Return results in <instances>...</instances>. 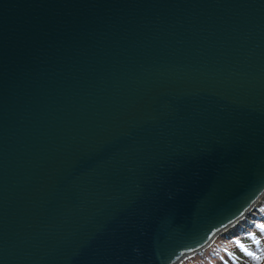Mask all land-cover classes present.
<instances>
[{"label":"water","instance_id":"95a60500","mask_svg":"<svg viewBox=\"0 0 264 264\" xmlns=\"http://www.w3.org/2000/svg\"><path fill=\"white\" fill-rule=\"evenodd\" d=\"M263 192L264 0H0V264H175Z\"/></svg>","mask_w":264,"mask_h":264},{"label":"trees","instance_id":"16d2710c","mask_svg":"<svg viewBox=\"0 0 264 264\" xmlns=\"http://www.w3.org/2000/svg\"><path fill=\"white\" fill-rule=\"evenodd\" d=\"M264 216V213L262 214ZM248 230L239 235L214 240L203 253L207 264H264V220L256 221ZM191 264H198L200 257L194 256ZM188 260V259H187ZM186 260V261H187ZM184 264V263H182Z\"/></svg>","mask_w":264,"mask_h":264},{"label":"rangeland","instance_id":"374dc122","mask_svg":"<svg viewBox=\"0 0 264 264\" xmlns=\"http://www.w3.org/2000/svg\"><path fill=\"white\" fill-rule=\"evenodd\" d=\"M263 213H264V194L261 196L259 202L256 205H254L253 208L244 216L243 223H238L237 225L232 226L229 230H225V231H222L221 233H218V235H216L208 245L197 250L194 253L187 255L178 264H182V263L191 264V261H193V259L195 258L194 256H196V255H198V257H200V258H198V259H200L198 264H207L205 262V259H204L205 257L203 256V253L210 245H212V243L214 242V240L216 238L223 237V239H226V240H223V242L229 243L227 241L229 239L228 237H234L236 235H239V233L242 230H244V229L248 230L251 227H253L254 226L253 224H255L256 221L264 220V216L262 215Z\"/></svg>","mask_w":264,"mask_h":264},{"label":"bare ground","instance_id":"6f19581e","mask_svg":"<svg viewBox=\"0 0 264 264\" xmlns=\"http://www.w3.org/2000/svg\"><path fill=\"white\" fill-rule=\"evenodd\" d=\"M263 194H264V192L262 194H260L256 198V200L248 207V209L245 212L241 213L238 217L234 218L232 221L228 222L224 226H222L219 229H217L216 232L214 233V235H218V233H221L222 231L229 230L232 226L237 225L238 223H243L244 216L253 208L254 205H256L259 202V200H260V198H261V196ZM187 254H189V253H187ZM180 259L177 262H175V264H178V262L180 261Z\"/></svg>","mask_w":264,"mask_h":264}]
</instances>
